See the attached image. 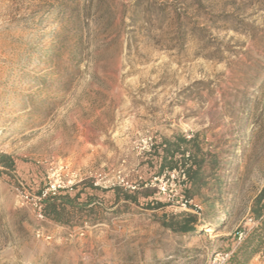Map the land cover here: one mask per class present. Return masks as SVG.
I'll use <instances>...</instances> for the list:
<instances>
[{
	"label": "rangeland",
	"instance_id": "1",
	"mask_svg": "<svg viewBox=\"0 0 264 264\" xmlns=\"http://www.w3.org/2000/svg\"><path fill=\"white\" fill-rule=\"evenodd\" d=\"M177 135L205 154L200 209L152 183L143 141ZM2 156L0 264H212L264 187V0H0ZM52 184L80 196L69 225L24 198Z\"/></svg>",
	"mask_w": 264,
	"mask_h": 264
},
{
	"label": "trees",
	"instance_id": "2",
	"mask_svg": "<svg viewBox=\"0 0 264 264\" xmlns=\"http://www.w3.org/2000/svg\"><path fill=\"white\" fill-rule=\"evenodd\" d=\"M176 141L164 139L163 143L159 146H155L154 150L159 155V169L160 173L164 170H174L181 164L185 167L187 181L186 185L189 187L183 190V194L186 198L193 200L196 193L202 187L205 154L203 150L196 143V139L187 140L185 137L177 135ZM159 147H162V152L158 151ZM186 152H190L187 157ZM181 156V160L178 161L177 156ZM8 157L2 156L0 159L1 166H8ZM93 187V186H92ZM120 191V188H116ZM79 194L72 197L69 194L60 196L58 198H48L45 202L44 212L46 217L61 225H69L68 213L71 210L75 211L77 207V201ZM126 201L132 200L137 202L138 198L129 193H125ZM167 204L163 202H156L155 208H165ZM181 221L171 217L168 220H163V227L182 234H189L195 232L194 224L198 222L197 217L194 214H183ZM250 219L256 225L249 230H240L237 232V236L242 234V238L238 241L237 246L230 252V257L226 264H249L252 258L256 255L264 253V187L256 195L253 200L250 209Z\"/></svg>",
	"mask_w": 264,
	"mask_h": 264
},
{
	"label": "built area",
	"instance_id": "3",
	"mask_svg": "<svg viewBox=\"0 0 264 264\" xmlns=\"http://www.w3.org/2000/svg\"><path fill=\"white\" fill-rule=\"evenodd\" d=\"M144 150L150 152L155 147L156 142L152 136L147 137L144 141ZM189 157V154H187ZM187 181L185 167L179 166L174 170H164L160 176L153 179V184L158 189L159 194L165 197L166 201L173 207H180L187 210L194 205V200H190L184 196L180 190L181 183ZM63 186L52 184L47 189L43 190L40 195L34 197L26 195L24 198L27 201L28 206L33 211V214L37 221L44 222L46 215L44 212L45 201L57 195L59 189ZM135 189V187H133ZM197 209L200 207L194 205ZM41 236V232L38 231V237ZM242 238V234L239 235V240ZM230 257V253L222 252L216 256L212 264H226Z\"/></svg>",
	"mask_w": 264,
	"mask_h": 264
}]
</instances>
